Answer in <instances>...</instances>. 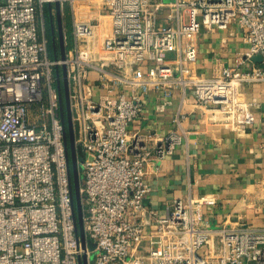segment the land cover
<instances>
[{"label":"built area","instance_id":"1","mask_svg":"<svg viewBox=\"0 0 264 264\" xmlns=\"http://www.w3.org/2000/svg\"><path fill=\"white\" fill-rule=\"evenodd\" d=\"M56 1L72 17L64 59L58 44L57 58L49 53L44 9L56 24ZM233 27L247 48L232 66L198 73L199 35ZM63 66L83 227L95 245L86 251L63 141ZM261 83L264 0H0V264H80L84 255L88 264H264V228L213 223L206 208L216 196L174 200L164 216L147 209L148 170L174 153L181 135L131 131L145 89L162 87L191 95L193 112L241 135L257 106L245 88ZM171 106L163 98L155 110ZM187 119L178 111L172 123L181 129Z\"/></svg>","mask_w":264,"mask_h":264},{"label":"crops","instance_id":"2","mask_svg":"<svg viewBox=\"0 0 264 264\" xmlns=\"http://www.w3.org/2000/svg\"><path fill=\"white\" fill-rule=\"evenodd\" d=\"M231 32L235 35L231 36ZM231 32L214 30L199 35L198 73L211 75L218 63L232 66L236 53L247 48L236 28ZM223 38L228 39L227 45L222 43ZM245 90L248 100L257 101L255 120L238 135L209 122L200 112H193V97H183L179 88L145 89V111L131 125V131L167 135L176 129L181 135V144L174 153L156 169L148 170L145 180L151 191L144 199L147 209L164 216L174 200L213 195L217 202L206 208L213 223L243 220L264 228V83L246 86ZM163 98L170 99L172 106L158 113L155 104ZM178 111L188 117L181 129L172 123Z\"/></svg>","mask_w":264,"mask_h":264},{"label":"water","instance_id":"3","mask_svg":"<svg viewBox=\"0 0 264 264\" xmlns=\"http://www.w3.org/2000/svg\"><path fill=\"white\" fill-rule=\"evenodd\" d=\"M50 7V5H49ZM55 12H56V24H54L53 19H51V28H52V42L54 45V57L57 58V44L59 47V54L62 59L65 58L66 48L64 42V31H63V22H62V12L61 5L58 1L55 2ZM56 31V32H55ZM56 33V34H55ZM56 36L57 39L56 40ZM56 45V46H55ZM260 58H255V61H260ZM63 73V92L61 90V84L58 79V89L60 91V101H61V118L64 129L63 141L65 146V151L67 155V168H68V178L69 183L72 187V201H73V213L75 220V229L77 240L80 242L83 251H86L88 246L89 249H94L95 245L91 240L86 241V236L83 227V208H82V199L80 194V184H81V175L78 170V156L75 145V136L74 128L72 123L71 115V104L69 100V86L67 80V70L66 67H62ZM57 77L59 75V69H56ZM80 264H88L87 256L84 255Z\"/></svg>","mask_w":264,"mask_h":264},{"label":"rangeland","instance_id":"4","mask_svg":"<svg viewBox=\"0 0 264 264\" xmlns=\"http://www.w3.org/2000/svg\"><path fill=\"white\" fill-rule=\"evenodd\" d=\"M61 16H62L64 34L66 33V35L69 37L71 35V31H72V17H71L70 7L67 3L63 7ZM51 42H52V39H51ZM51 46L52 45L50 44L49 53H50V56L53 57V51H52ZM167 57L173 58L174 53H168ZM75 113H76V111H75ZM78 170L81 172V165L78 166ZM200 253L203 254L204 251H200Z\"/></svg>","mask_w":264,"mask_h":264},{"label":"trees","instance_id":"5","mask_svg":"<svg viewBox=\"0 0 264 264\" xmlns=\"http://www.w3.org/2000/svg\"><path fill=\"white\" fill-rule=\"evenodd\" d=\"M44 10H45V18H46L47 37H48V40H49V48H50V44H51L52 45L51 48H52L53 55H54V45H53V42H51V39H52V29H51L50 9L46 5V7H45Z\"/></svg>","mask_w":264,"mask_h":264},{"label":"flooded vegetation","instance_id":"6","mask_svg":"<svg viewBox=\"0 0 264 264\" xmlns=\"http://www.w3.org/2000/svg\"><path fill=\"white\" fill-rule=\"evenodd\" d=\"M51 29H52V28H51ZM55 32H56V31H55ZM55 34H56V33H55ZM56 40H58V39H57V36H56Z\"/></svg>","mask_w":264,"mask_h":264}]
</instances>
